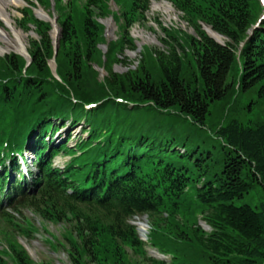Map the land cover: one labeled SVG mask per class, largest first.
I'll return each instance as SVG.
<instances>
[{"label":"trees","instance_id":"obj_1","mask_svg":"<svg viewBox=\"0 0 264 264\" xmlns=\"http://www.w3.org/2000/svg\"><path fill=\"white\" fill-rule=\"evenodd\" d=\"M113 1L116 10L112 0H28L22 9L18 25L37 38L30 63L0 57V218L30 206L69 223L72 264H139L127 248L142 264H264V200H246L256 185L264 193L261 1L167 0L195 33L162 26L167 49L144 45L135 68L130 30L146 21L151 0ZM37 6L58 14L57 54ZM111 16L119 32L103 51L101 20ZM120 64L128 70L115 71ZM67 123L86 136L53 145ZM27 148L37 171L21 182L12 172ZM60 155L64 167L54 165ZM137 215L152 219L148 242L130 223ZM7 241L0 264H36L15 236ZM149 245L170 262L148 256Z\"/></svg>","mask_w":264,"mask_h":264},{"label":"rangeland","instance_id":"obj_2","mask_svg":"<svg viewBox=\"0 0 264 264\" xmlns=\"http://www.w3.org/2000/svg\"><path fill=\"white\" fill-rule=\"evenodd\" d=\"M20 1H21L20 4L12 5L8 9L14 18L16 30L18 29L17 31L19 32L22 39L25 41L27 47L29 48L30 38H37V34L34 32V30H31L30 32H26L18 25V21L23 16L21 10L28 4L27 0H20ZM112 7L117 8V6L114 3H112ZM42 9L45 10V12H47V14L50 16V18L48 19H52L53 21L55 18H57L58 14L56 11H52L51 14V12H49L48 10L44 9L41 6H38L35 9L36 15L38 14V11ZM146 15H147L146 16L147 19L143 24H136L130 30L131 35L135 37L137 44L139 46L137 51L127 52V56L129 58L131 68H135L137 66L144 45L157 47L159 49H167V46L164 45V41H163L164 33L162 30V26L168 28L177 27L190 34L195 33L194 29L190 27L188 23L183 20L182 12L177 10L171 4V2L164 0H153L150 9L147 11ZM110 18L111 17L105 19V21H108ZM0 25L2 29L4 28L5 34L7 31V33H10L11 36H13L12 26L10 24L1 21ZM58 26L60 27L59 24ZM206 26L205 28L207 29ZM55 31H56V27L51 30L52 36L55 35ZM118 32H119V28L117 27L116 22L113 20L112 27H110V34L108 36V39H115L116 34H118ZM7 42L8 40L0 41V46L5 50L4 53L0 54V57L9 54L11 52H15V50L7 49L8 47ZM127 70H128V66H126L125 64L115 65V71L117 72H125ZM100 73H101L100 74L101 78L107 74L103 69L100 70ZM60 132L61 135L63 133L62 138H64L65 135H68V133H71V139L69 144H75L78 138L80 137V135H82L83 130L80 125H77L74 128H71V126L67 125L66 127L60 129ZM67 159L68 158L64 156H58L55 159V163L60 162L61 164H63ZM34 170L36 171L35 167ZM246 200L254 206L260 203L262 200H264V193L262 191V188L259 185H256V187L252 190V193L246 196ZM9 212H10L9 217H6L4 219L0 218V240L2 242L1 245L2 248L7 247V245L9 246L7 241L8 237L15 236V239L22 246H24V248L28 251L29 255L36 264H41V263L72 264L67 253V249L70 247V245L68 244V241L64 237L66 231L70 232L71 230L74 229L72 225L63 221L53 222L50 220H46L40 214L36 213L33 210V208L30 206H23L19 209H11ZM139 221H146L149 225L148 230L150 231L152 219L148 217V215H143V216L139 215L131 218L130 220V223L136 225L139 236L140 238L143 239L137 225V222ZM200 224L205 230L207 231L210 230V227L204 221L201 220ZM20 226H22L23 228L26 227L30 228L33 230V232L29 233V235L24 234L20 230L21 229ZM147 250H148L147 253L148 256L155 257L153 255L156 254L152 252L153 249H151V246H147ZM127 251L133 260L132 262L138 261L139 264L143 263V260L139 256L135 255L131 249L127 248ZM170 259H171L170 256H166L165 258L167 262H169ZM8 261L12 263L10 259ZM198 264H210V263L207 261H201Z\"/></svg>","mask_w":264,"mask_h":264},{"label":"bare ground","instance_id":"obj_3","mask_svg":"<svg viewBox=\"0 0 264 264\" xmlns=\"http://www.w3.org/2000/svg\"><path fill=\"white\" fill-rule=\"evenodd\" d=\"M21 1L20 0H0V22L4 21L7 24H10L12 26V32H13V36H11L10 33L5 34V30L4 28L2 29L1 25H0V41L1 40H8V50H15L17 52H23V53H27L28 52V47L27 44L25 43V41L22 39L21 35L19 34V32L16 30L15 27V23H14V18L11 14V12L9 11L8 8H10V6L12 5H18L20 4ZM38 15L39 17L42 18H50V16L47 14V12H45V10H39L38 11ZM54 28L56 27V31L58 30V25L56 23V21H54ZM106 25L108 26V32L110 34V27H112V19H109L108 21H105ZM206 26V25H205ZM207 31L209 32V34L211 36H213L215 39L220 40L219 42H223L224 37L219 34L217 31H215L211 26L207 25ZM53 28V29H54ZM55 31V39L57 38V33ZM21 33V32H20ZM53 36V37H54ZM5 50L0 46V54L4 53ZM138 228H139V232L141 234V236L143 238H146V235L148 234V229H149V225L146 221H139L137 222ZM154 254H156V256L161 257V255H159L158 252L153 251Z\"/></svg>","mask_w":264,"mask_h":264},{"label":"water","instance_id":"obj_4","mask_svg":"<svg viewBox=\"0 0 264 264\" xmlns=\"http://www.w3.org/2000/svg\"><path fill=\"white\" fill-rule=\"evenodd\" d=\"M55 21L57 23V20H55ZM205 30L207 31L206 28H205ZM207 33L209 34L208 31H207ZM54 46H55V53H56L59 49V38H57V40L54 41ZM19 53L22 54L23 56H25L29 61L31 60L29 53H22V52H19ZM51 66H52L54 74H56V64H55L54 60L51 61ZM103 70H104V68H103Z\"/></svg>","mask_w":264,"mask_h":264}]
</instances>
